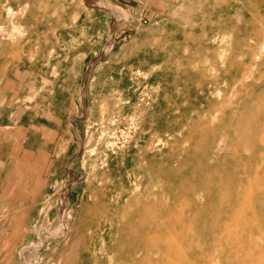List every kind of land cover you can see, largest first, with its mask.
Segmentation results:
<instances>
[{"label": "rangeland", "instance_id": "obj_1", "mask_svg": "<svg viewBox=\"0 0 264 264\" xmlns=\"http://www.w3.org/2000/svg\"><path fill=\"white\" fill-rule=\"evenodd\" d=\"M263 44L264 0H0V264H264Z\"/></svg>", "mask_w": 264, "mask_h": 264}, {"label": "bare ground", "instance_id": "obj_2", "mask_svg": "<svg viewBox=\"0 0 264 264\" xmlns=\"http://www.w3.org/2000/svg\"><path fill=\"white\" fill-rule=\"evenodd\" d=\"M21 35H22V34H21ZM263 45H264V44H263ZM263 45H262V46H263ZM262 46H261V49L264 50V46H263V47H262ZM255 57H256V56H255ZM256 59H257V58H256ZM256 59H255V60H256ZM258 59H259V58H258ZM213 118H214V117H213ZM214 120H215V119H214ZM262 140H263V139H262Z\"/></svg>", "mask_w": 264, "mask_h": 264}]
</instances>
